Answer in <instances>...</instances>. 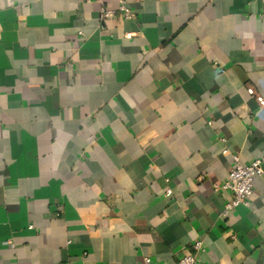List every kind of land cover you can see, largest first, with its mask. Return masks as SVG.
Wrapping results in <instances>:
<instances>
[{"label":"crops","instance_id":"1","mask_svg":"<svg viewBox=\"0 0 264 264\" xmlns=\"http://www.w3.org/2000/svg\"><path fill=\"white\" fill-rule=\"evenodd\" d=\"M125 3L0 0V264H264V0Z\"/></svg>","mask_w":264,"mask_h":264},{"label":"built area","instance_id":"2","mask_svg":"<svg viewBox=\"0 0 264 264\" xmlns=\"http://www.w3.org/2000/svg\"><path fill=\"white\" fill-rule=\"evenodd\" d=\"M102 4L104 0H96ZM118 7L116 12H119L124 18L130 19L133 16L131 10L126 6L125 0H117ZM115 11L106 10L103 7L100 10V16L103 18L112 17ZM247 92L254 96L259 110H264V97L254 93L252 88H247ZM223 140V139H222ZM264 157L255 159L248 165H243L239 162L237 155L231 156V167L228 171L226 180L220 185H213L214 191L224 190L229 191L231 198L225 202L222 207L221 215L225 216L235 207L242 205L248 206L249 197L252 190L253 178L260 175L262 172V163ZM171 194L170 190L165 192L166 196ZM193 252L184 253L179 257L175 264H202L197 260V253L202 251V242L197 240L192 245ZM138 264H154L148 255H143ZM220 264V263H215Z\"/></svg>","mask_w":264,"mask_h":264}]
</instances>
